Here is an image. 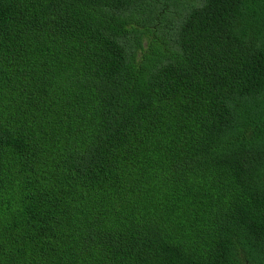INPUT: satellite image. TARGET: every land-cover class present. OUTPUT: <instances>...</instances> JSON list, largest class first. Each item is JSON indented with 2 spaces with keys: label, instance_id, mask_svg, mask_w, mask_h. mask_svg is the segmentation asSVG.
<instances>
[{
  "label": "trees",
  "instance_id": "obj_1",
  "mask_svg": "<svg viewBox=\"0 0 264 264\" xmlns=\"http://www.w3.org/2000/svg\"><path fill=\"white\" fill-rule=\"evenodd\" d=\"M168 1L0 0V264H264V0Z\"/></svg>",
  "mask_w": 264,
  "mask_h": 264
},
{
  "label": "rangeland",
  "instance_id": "obj_2",
  "mask_svg": "<svg viewBox=\"0 0 264 264\" xmlns=\"http://www.w3.org/2000/svg\"><path fill=\"white\" fill-rule=\"evenodd\" d=\"M174 1V2H173ZM173 1H168V5L167 8L168 9H176L177 7L174 6L175 3H181L182 1L184 2V0H173Z\"/></svg>",
  "mask_w": 264,
  "mask_h": 264
}]
</instances>
